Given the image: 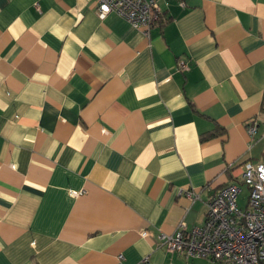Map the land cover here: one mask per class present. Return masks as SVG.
<instances>
[{"label":"crops","instance_id":"0c3cea01","mask_svg":"<svg viewBox=\"0 0 264 264\" xmlns=\"http://www.w3.org/2000/svg\"><path fill=\"white\" fill-rule=\"evenodd\" d=\"M156 1L146 36L93 0H0V264H214L162 236L264 163V0Z\"/></svg>","mask_w":264,"mask_h":264},{"label":"built area","instance_id":"2783aa9c","mask_svg":"<svg viewBox=\"0 0 264 264\" xmlns=\"http://www.w3.org/2000/svg\"><path fill=\"white\" fill-rule=\"evenodd\" d=\"M96 14L102 20L115 13L135 29L148 36L151 28L161 20L162 9L156 0H93ZM180 68L187 69L181 63ZM259 127L256 119L247 123L253 137ZM247 189L245 207L239 197ZM195 201L198 196L187 193ZM148 232H143L146 236ZM162 246L185 259L205 258L214 264H264V163L246 161L241 184L232 183L221 188L208 204L206 222L189 229L180 224L176 232L162 236Z\"/></svg>","mask_w":264,"mask_h":264},{"label":"rangeland","instance_id":"374dc122","mask_svg":"<svg viewBox=\"0 0 264 264\" xmlns=\"http://www.w3.org/2000/svg\"><path fill=\"white\" fill-rule=\"evenodd\" d=\"M247 192V189H244V194H242V196L239 197V206L240 207H245V200H244V195H246L245 193Z\"/></svg>","mask_w":264,"mask_h":264},{"label":"trees","instance_id":"16d2710c","mask_svg":"<svg viewBox=\"0 0 264 264\" xmlns=\"http://www.w3.org/2000/svg\"><path fill=\"white\" fill-rule=\"evenodd\" d=\"M162 18V17H161Z\"/></svg>","mask_w":264,"mask_h":264}]
</instances>
